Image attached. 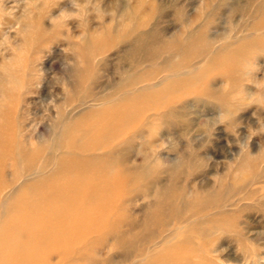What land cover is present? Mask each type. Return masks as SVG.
Returning a JSON list of instances; mask_svg holds the SVG:
<instances>
[{
    "label": "rangeland",
    "instance_id": "374dc122",
    "mask_svg": "<svg viewBox=\"0 0 264 264\" xmlns=\"http://www.w3.org/2000/svg\"><path fill=\"white\" fill-rule=\"evenodd\" d=\"M263 13L264 0H0V105L26 152L42 148L6 163L0 264H264ZM53 142V201L27 231L18 204Z\"/></svg>",
    "mask_w": 264,
    "mask_h": 264
},
{
    "label": "bare ground",
    "instance_id": "6f19581e",
    "mask_svg": "<svg viewBox=\"0 0 264 264\" xmlns=\"http://www.w3.org/2000/svg\"><path fill=\"white\" fill-rule=\"evenodd\" d=\"M167 1V0H166ZM172 1V0H171ZM224 1V0H223ZM232 2V1H231ZM164 3V2H163ZM180 4V3H179ZM224 5V4H223ZM226 5V4H225ZM233 5H235V4H233ZM249 5V4H248ZM261 6V5H260ZM215 7V6H214ZM243 7V6H242ZM231 8V7H230ZM160 9V8H159ZM233 9V8H232ZM228 10V9H227ZM248 10V9H247ZM173 11V10H172ZM213 11V10H212ZM229 12V11H228ZM255 12V11H254ZM170 13H172V12H170ZM175 13V12H174ZM211 13V12H210ZM167 14V13H166ZM182 14V13H181ZM264 14V13H263ZM165 15V14H164ZM171 15V14H170ZM204 15V14H203ZM246 15V14H245ZM180 16V15H179ZM183 17H184V15H182ZM249 16V15H248ZM259 17V16H258ZM263 17V16H262ZM251 18V17H250ZM183 19V18H182ZM187 19V18H186ZM256 20V19H255ZM185 21V20H184ZM257 21H258V18H257ZM158 22H160V21H158ZM262 22H264V21H262ZM180 24V23H179ZM178 24V25H179ZM151 26V25H150ZM149 26V27H150ZM180 26V25H179ZM264 26V25H263ZM234 27V26H233ZM233 27H232V29H233ZM210 28V27H209ZM191 29V28H190ZM250 29V28H249ZM210 30V29H209ZM137 31V30H136ZM139 31V30H138ZM238 31V30H237ZM259 32V31H258ZM136 33V32H135ZM184 33V32H183ZM183 33L181 34V35H183ZM229 33V32H228ZM231 33H232V31H231ZM199 34H201V33H199ZM230 34V33H229ZM218 35V34H217ZM216 34H215V36H217ZM227 35V34H226ZM202 36V35H201ZM214 36V35H213ZM229 36V35H228ZM180 37V36H179ZM205 37V36H204ZM223 37V36H222ZM165 38V37H164ZM167 38V37H166ZM211 38H213V37H211ZM155 39H157V38H155ZM162 39H163V37H162ZM217 39V38H216ZM223 39H225V37L223 38ZM221 40V39H220ZM97 42V41H96ZM208 42V41H207ZM245 42H247V41H245ZM106 43V42H105ZM209 43V42H208ZM211 43H212V41H211ZM210 43V44H211ZM218 43V42H217ZM248 43V42H247ZM118 44H120V43H118ZM153 44V43H152ZM151 44V45H152ZM178 44H180V43H178ZM254 44V43H253ZM100 45V44H99ZM127 45H129V44H127ZM156 45V44H155ZM154 45V46H155ZM97 46V45H96ZM101 46V45H100ZM105 46V45H104ZM171 46V45H170ZM255 46V45H254ZM89 47V46H88ZM110 46H108V48H109ZM146 47V46H145ZM187 47V46H186ZM247 47V46H246ZM93 48H95V47H93ZM98 48V47H97ZM105 48H107V46L105 47ZM111 48V47H110ZM143 48H144V46H143ZM155 48V47H154ZM258 48V47H257ZM85 49H87V48H85ZM89 49V48H88ZM122 49V48H121ZM131 49V48H130ZM189 49V48H188ZM192 49H194V48H192ZM94 50V49H93ZM98 50H101V48L100 49H98ZM103 50V49H102ZM127 50H129V49H127ZM146 50V49H145ZM145 50H143V52H145ZM206 51L208 50V49H205ZM106 51V50H105ZM148 51V50H147ZM189 51H191V53H192V50H189ZM187 52V53H190V52ZM202 51V50H201ZM3 52V51H2ZM101 52V51H100ZM115 52V51H114ZM142 52V53H143ZM238 52V51H237ZM88 53V52H87ZM96 53V52H95ZM94 53V54H95ZM99 53V52H98ZM132 53V52H131ZM199 53L200 52H198V54H197V56L196 57H198V55H199ZM105 54V53H104ZM126 54V53H125ZM135 54V53H134ZM183 54V53H182ZM193 54V53H192ZM228 54V53H227ZM226 54V55H227ZM246 54V53H245ZM101 55V54H100ZM116 55V54H115ZM145 55V54H144ZM161 55V54H160ZM184 55V54H183ZM187 55V54H186ZM186 55H184V57L186 56ZM89 56V55H88ZM97 56V55H96ZM117 56H119V55H117ZM123 56V55H122ZM139 56H142L141 55V53H140V55ZM146 56V55H145ZM191 56V55H190ZM228 56V55H227ZM242 56V55H241ZM104 57V56H103ZM144 57V56H143ZM176 57V56H175ZM174 57V58H175ZM251 57V56H250ZM101 58V57H100ZM99 58V59H100ZM115 58V57H114ZM126 58V57H125ZM173 58V59H174ZM177 58H179V57H177ZM224 58V57H223ZM232 58V57H231ZM184 59V58H183ZM186 59H187V57H186ZM101 60V59H100ZM119 60V59H118ZM178 60V59H177ZM220 60V59H219ZM226 60H228V59H226ZM229 60H230V58H229ZM238 60V59H237ZM245 60V59H244ZM110 61V60H109ZM124 60H122V62H123ZM183 60H180L179 62H177V63H179V64H181V62H182ZM187 61H188V59H187ZM223 61L225 62V60L223 59ZM100 62V61H99ZM117 62V61H116ZM131 62V61H130ZM230 62H232V61H230ZM230 62H228L227 61V63H229L230 64ZM237 62V61H236ZM242 62V61H241ZM110 63V62H109ZM115 63V62H114ZM127 63V62H126ZM134 63V62H133ZM135 63H136V61H135ZM147 63V62H146ZM172 64H173V66H175L174 65V63L173 62H171ZM170 63V64H171ZM232 63H234V62H232ZM98 64V63H97ZM178 64V65H179ZM218 64H219V62H218ZM4 65V64H3ZM108 65V64H107ZM110 65V64H109ZM117 65V64H116ZM121 65V64H120ZM126 65V64H125ZM132 65V64H131ZM169 65V64H168ZM220 65H221V63H220ZM223 65V64H222ZM221 65V66H222ZM231 65V64H230ZM235 65V64H234ZM248 65V64H247ZM247 65H245V66H247ZM122 66H123V64H122ZM4 67H5V69H4ZM103 67V66H102ZM131 67V66H130ZM212 67V66H211ZM220 67V66H219ZM228 67V66H227ZM243 67V66H242ZM6 68H7V66L6 65H4V66H2V67H0V73H4V71L6 70ZM86 68V67H85ZM113 68V67H112ZM132 68V67H131ZM221 68V67H220ZM226 68V67H225ZM167 69H169V68H167ZM212 69V68H211ZM107 70V69H106ZM215 70H217V69H215ZM247 70V69H246ZM252 70V69H251ZM118 71H121V70H118ZM132 71V70H131ZM130 71V72H131ZM231 71V70H230ZM248 71V70H247ZM100 72V71H99ZM98 72V73H99ZM117 72V71H116ZM229 72V71H228ZM109 73V72H108ZM206 73V72H205ZM223 73H225L224 71H223ZM232 73V72H231ZM251 73V72H250ZM145 74V73H144ZM204 74V73H203ZM246 74H247V72H246ZM253 74V73H252ZM114 75H116V74H114ZM205 75V74H204ZM216 75H220V74H216ZM240 75V74H239ZM3 76V75H2ZM124 76V75H123ZM195 76L198 78V80H200V78L198 77L199 75H197V74H195ZM194 76V77H195ZM215 76V75H214ZM241 76V75H240ZM251 75H249V77H250ZM143 77H145V76H143ZM190 77H192V76H190ZM201 77V76H200ZM228 77H229V74H228ZM140 78H142V77H140ZM189 77H186V79H188ZM193 78V77H192ZM192 78H190V79H192ZM197 78L195 79V80H197ZM251 78V77H250ZM118 79V78H117ZM134 80V79H133ZM143 80V79H142ZM162 80V79H161ZM226 80H227V78H226ZM105 81V80H104ZM135 81V80H134ZM182 82H183V80H181ZM188 81H191V80H188ZM232 81V80H231ZM173 82H176V81H174L173 80ZM184 82H186V81H184ZM211 82V81H210ZM213 82V81H212ZM226 82V81H225ZM228 82H230V81H228ZM227 82V83H228ZM3 83H4V79H3V77L2 78H0V94H3V93H5V92H7V90L5 89V87H3ZM102 83H104V82H102ZM112 83H114V82H112ZM131 83V82H130ZM138 83V82H137ZM169 83V82H168ZM179 83V82H178ZM193 82H191V84H188V86H190V85H193L192 84ZM195 83V82H194ZM198 83V82H197ZM215 83V82H214ZM214 83H212V84H214ZM233 83V82H232ZM239 83V82H238ZM196 84V83H195ZM236 84V83H235ZM131 85V84H130ZM182 85H184V84H182ZM211 85V84H210ZM231 85V84H230ZM101 86H102V84H101ZM124 86V85H123ZM212 86V85H211ZM214 86V85H213ZM236 86V85H235ZM183 87V86H182ZM191 87V86H190ZM219 87V86H218ZM234 87V86H233ZM123 88V87H122ZM164 88H166V87H164ZM185 88H186V85H185ZM214 88V87H213ZM240 88V87H239ZM101 89V88H100ZM120 89V88H119ZM157 89V88H156ZM161 89H163L162 87H161ZM225 89V88H224ZM248 89V88H247ZM159 90V89H158ZM165 90H167V89H165ZM170 90V89H169ZM168 90V91H169ZM221 90V89H220ZM157 91V90H156ZM164 90H162V92H163ZM215 91V90H214ZM241 91H242V89H241ZM70 92H71V90H70ZM145 92H147V91H144L143 93H145ZM150 92H154V91H150ZM158 92H160V91H158ZM162 92H160V95H161V93ZM175 92V91H174ZM189 92H191V91H189ZM249 92V91H248ZM247 92V93H248ZM141 94V93H140ZM150 93L148 92L147 94L145 93L144 95H145V97H146V99L145 100H148V98H149V96H148V98H147V95H149ZM168 94V93H167ZM190 94H192V93H190ZM240 94H241V92H240ZM153 95H155V94H153ZM238 95V94H237ZM142 96H143V94H142ZM156 96V95H155ZM240 96V95H239ZM249 96H251V92L249 93ZM137 97H138V94H137ZM158 97V96H157ZM162 97V96H161ZM160 97V98H161ZM230 97V96H229ZM252 97V96H251ZM98 98V97H97ZM140 98V97H139ZM227 98H228V96H227ZM129 99V98H128ZM133 99H136V98H133ZM150 99H152V98H150ZM158 99V98H157ZM156 99V100H157ZM122 100V99H121ZM124 100V99H123ZM136 100H138V99H136ZM145 100H142L143 102L145 101ZM153 100V99H152ZM200 100V99H199ZM226 100V99H225ZM256 100V99H255ZM125 101H126V99H125ZM142 101H140V102H142ZM149 101V100H148ZM148 101H145L143 104H145L146 102H148ZM215 101H216V99H215ZM1 102V101H0ZM11 102V101H10ZM158 102V101H157ZM16 103V102H15ZM196 103H197V100H196ZM213 103V102H212ZM63 104V103H62ZM113 104V103H112ZM111 104V105H112ZM118 104H123V102L122 103H119L118 102ZM133 104H135V103H133ZM133 104H132V107H133ZM137 104V103H136ZM155 104L156 103H153V105L155 106ZM191 104V103H190ZM221 104V103H220ZM9 105V103L7 104V105H4L3 106V109H2V106L0 105V120H8V123L6 122L4 125H2V124H0V194H2L3 192H5V190L7 189V185L8 184H6V182L4 181V174H5V171H6V163H7V161L9 160V158H11V160H14L15 162H18V160L20 161V160H23V159H31L32 160V158L34 159V158H37V157H39V154H41V149H36L35 151H33V152H31V153H29V152H26L27 150H25L24 148H23V145H21L20 144V142H18L17 141V138H18V131H17V133L15 132V129L12 131L11 129L13 128H11V126H8V125H6V124H10V125H15V128H16V130H17V127H16V124H15V118L17 117L16 115H15V113L14 114H10V113H7V106ZM146 105V104H145ZM194 106L196 105L195 103L193 104ZM199 105V104H198ZM9 106H11V105H9ZM13 106V105H12ZM63 106V105H62ZM114 106V105H113ZM187 106V105H186ZM136 107L138 108V104L136 105ZM160 107V106H159ZM193 107V106H192ZM212 107V106H211ZM57 108V107H56ZM172 108V107H171ZM189 108V107H188ZM218 108V107H217ZM220 108V107H219ZM218 108V109H219ZM14 109V108H13ZM120 109V108H119ZM130 109V108H129ZM129 109H128V112H130L131 111V109H130V111H129ZM141 109V108H140ZM186 109V108H185ZM192 109H194V108H192ZM196 109L197 108H195L194 110L196 111ZM132 110H134V108L132 109ZM213 110V109H212ZM220 110V109H219ZM225 110V109H224ZM239 110V109H238ZM123 111V110H122ZM145 111H147V110H145ZM203 111V110H202ZM214 111V110H213ZM221 111V110H220ZM124 112V111H123ZM127 112V111H126ZM134 112V111H133ZM144 112V111H143ZM176 112H178V111H176ZM201 112V111H200ZM224 112H226V111H224ZM125 113V112H124ZM123 113V116H127V113L126 114H124ZM139 113H140V111H139ZM172 113V112H171ZM215 113H217V112H215ZM220 114V113H219ZM175 115V114H174ZM174 115H172V116H174ZM226 116H227V114H225ZM224 115V116H225ZM231 115H233V114H231ZM132 116V115H131ZM180 116V115H179ZM200 117V115H197V117ZM204 116V115H203ZM207 116V115H206ZM225 116V117H226ZM175 117V116H174ZM184 117H186V116H184ZM228 117V116H227ZM122 118V117H121ZM124 118V117H123ZM181 118H183L182 117V115H181ZM189 118V117H188ZM229 118H230V116H229ZM119 119V118H118ZM127 119H129V118H127ZM131 119H132V117H131ZM131 119H129V120H131ZM155 119V118H154ZM160 119H161V117H160ZM208 119V118H207ZM206 119V121H208ZM232 119V118H231ZM170 120V119H169ZM184 120H186V119H184ZM197 120H198V118H197ZM10 121H11V123H10ZM122 121V120H121ZM133 121V120H132ZM174 121V120H173ZM116 122V125H117V121H115ZM120 122V121H119ZM166 122V121H165ZM176 122V121H175ZM174 122V123H175ZM187 122V121H186ZM186 122H184L185 124H187ZM189 122V121H188ZM197 122V121H196ZM211 122V121H210ZM228 124H229V121L227 122ZM235 123H237V122H235ZM127 124H130V122H128ZM164 124V123H163ZM214 124V123H213ZM116 125L114 126V128H116ZM119 125V124H118ZM188 126H189V123L187 124ZM198 125V124H197ZM124 126V125H123ZM159 126V125H158ZM175 126H176V124H175ZM215 126V125H214ZM120 127V126H119ZM119 127H117V129L119 128ZM160 127H162V126H160ZM194 127V126H193ZM193 127H191V128H193ZM206 127H209V126H207L206 125ZM238 127V126H237ZM175 128V127H174ZM184 128H186L185 126H184ZM120 129V128H119ZM121 129H122V127H121ZM157 129V128H156ZM169 129V128H168ZM187 129V128H186ZM188 129H190V128H188ZM187 129V130H188ZM195 129V128H194ZM209 129V128H208ZM24 130V129H23ZM111 130H112V128H110L109 130H107V131H110L111 132ZM186 130V131H187ZM191 130V129H190ZM217 130H219V128L217 129ZM165 131V130H164ZM168 131V130H167ZM172 131V130H171ZM197 131V130H196ZM204 132H205V130H203ZM238 131V130H237ZM64 133H63V135H65V134H67L68 135V133H69V131H68V129L66 128L64 131H63ZM110 132H108V133H110ZM181 133H182V131H180ZM179 131H178V133H180ZM190 131L188 130V133H189ZM203 132V133H204ZM231 132V131H230ZM20 133H21V131H20ZM116 133V132H115ZM122 133H123V131H122ZM193 133V132H192ZM200 133V132H199ZM140 134V133H139ZM164 134V133H163ZM166 134V133H165ZM191 134V133H190ZM193 134H195V132L193 133ZM198 134V133H197ZM213 134V133H212ZM241 135V134H240ZM51 136V135H50ZM139 136V135H138ZM140 136H141V134H140ZM176 136V135H175ZM188 136V135H187ZM199 136H201V135H199ZM227 136V135H226ZM23 137V136H22ZM142 137V136H141ZM192 137V136H191ZM204 137V136H203ZM221 137V136H220ZM230 137V136H229ZM136 138V137H135ZM140 138V137H139ZM176 138V137H175ZM195 138V137H194ZM201 138V137H200ZM226 138V137H225ZM231 138V137H230ZM229 138V139H230ZM20 139V138H19ZM24 139V138H23ZM191 139V138H190ZM219 139V138H218ZM227 139V138H226ZM245 139V138H244ZM27 140V139H26ZM130 140V139H129ZM174 140V139H173ZM176 140H178L177 138H176ZM20 141V140H19ZM29 141V140H28ZM128 141V140H127ZM197 141H199V140H197ZM206 141V140H205ZM220 141V140H219ZM30 142V141H29ZM105 142V141H104ZM192 142V141H191ZM222 142V141H221ZM236 142V141H235ZM241 142V141H240ZM33 143V142H32ZM103 143V142H102ZM122 143V142H121ZM225 143V142H224ZM227 143H228V141H227ZM248 143V142H247ZM41 144V143H40ZM123 144V143H122ZM124 144H125V141H124ZM201 144V143H200ZM220 144H222V143H220ZM231 144V143H230ZM229 144V145H230ZM241 144H243V143H241ZM54 145H56V142H53V144L52 145H50L49 146V154H48V156H47V159H48V165H47V169H49V173H47L48 174V176L47 177H45L44 179H43V181H40V182H38V184L36 185H32V186H29V187H26L25 188V191L22 193L23 195L26 193V195H27V197L28 196H30L29 198L31 199L30 201H28V199L25 201V203H21V204H18L20 207H19V212H20V217L18 218V220H19V225L21 226L22 225V227L24 228V229H26L27 231H33V230H31V229H34L35 230V228L37 227V225H38V223H39V221H40V219H41V215H42V213L44 212H41L42 211V209L40 208V206H41V202L43 201V199H47V201H48V203H52V201H53V192H54V186H55V169H54V167H53V164H56V163H53V159H54ZM75 145V144H74ZM181 145V144H180ZM225 145H227V144H225ZM245 145V144H244ZM26 146V145H25ZM41 146V145H40ZM264 146V145H263ZM175 147V146H174ZM189 147V146H188ZM187 147V148H188ZM247 147V146H246ZM34 148V147H33ZM33 148H31V149H33ZM57 148V147H56ZM126 148H128V147H126ZM125 148V149H126ZM202 148V147H201ZM227 148V147H226ZM62 149H64V148H62ZM72 149V148H71ZM185 149H186V147H185ZM200 149V148H199ZM237 149V148H236ZM263 149V148H262ZM96 150H99V149H96ZM129 150V149H128ZM188 150V149H187ZM192 150H193V148H192ZM201 150V149H200ZM246 150V149H245ZM30 151V150H29ZM79 151V150H78ZM126 151V150H125ZM171 151V150H170ZM173 151V150H172ZM189 151V150H188ZM220 151V150H219ZM230 151V150H229ZM43 152V151H42ZM121 152H122V150H121ZM178 152V151H177ZM176 152V153H177ZM181 152H185V154H186V151H181ZM209 152V151H208ZM218 152V151H217ZM125 153V152H124ZM221 153V152H220ZM228 153V152H227ZM250 153V152H249ZM260 153V152H259ZM43 154V153H42ZM59 154V153H58ZM122 154V153H121ZM128 154V153H127ZM127 154H124V155H127ZM184 154V155H185ZM201 154V153H200ZM219 154V153H218ZM73 155V154H72ZM116 155H117V152H116ZM119 155H120V153H119ZM210 155V154H209ZM246 155V154H245ZM260 155H261V153H260ZM263 155V154H262ZM60 156V155H59ZM58 156V157H59ZM66 156H67V158H68V155L66 154ZM122 156V155H121ZM120 156V157H121ZM176 156V155H175ZM221 156V155H220ZM228 156H230V154L228 155ZM178 157V156H177ZM176 157V158H177ZM232 157V156H231ZM237 157V156H236ZM70 158V157H69ZM68 158V159H69ZM82 158V157H81ZM111 158V157H110ZM179 158V157H178ZM200 158V157H199ZM216 158V157H215ZM46 159V158H45ZM59 159H61V158H59ZM99 159H100V157H99ZM99 159H96V160H99ZM114 159V158H113ZM116 159V158H115ZM195 159V158H194ZM44 160V159H43ZM43 160H42V162H43ZM64 160H66L65 159V157H64ZM147 160V159H146ZM200 160H201V158H200ZM206 160V159H205ZM240 160V159H239ZM58 161V160H57ZM56 161V162H57ZM94 162H95V160H93ZM92 161V162H93ZM243 161V160H242ZM9 162V161H8ZM34 162V161H33ZM37 162H39V161H37ZM99 162V161H98ZM114 162V161H113ZM204 162H206V161H204ZM64 163H66V162H64ZM147 163V162H146ZM192 163V162H191ZM9 164V163H8ZM22 164V163H21ZM35 164V163H34ZM37 164V163H36ZM112 164V163H111ZM153 164V163H152ZM175 164V163H174ZM10 165V164H9ZM42 165V164H41ZM82 165V164H81ZM154 165V164H153ZM152 165V166H153ZM159 165V164H158ZM171 165V164H170ZM172 165H173V163H172ZM171 165V166H172ZM135 166V164L133 165V167ZM160 166V165H159ZM171 166H169V168L168 169H170L171 168ZM178 167L179 165H175V167ZM196 166V165H195ZM237 166V165H236ZM22 167V166H21ZM150 167H151V165H150ZM149 167V168H150ZM173 167H174V165H173ZM176 167V168H177ZM198 167V166H197ZM205 167V166H204ZM11 168V167H10ZM9 168V169H10ZM87 168V167H86ZM138 168V167H137ZM175 168V169H176ZM186 168V167H185ZM261 168V167H260ZM145 169V168H144ZM153 169V168H152ZM156 169H157V167H156ZM167 169V170H168ZM22 170V169H21ZM59 170V169H58ZM134 170H135V168H134ZM15 171V170H14ZM146 171V170H145ZM174 171V170H173ZM258 171V170H257ZM22 172V171H21ZM165 172V171H164ZM167 172H169V171H167ZM185 171H183V173H184ZM142 173V172H141ZM144 173L145 172H143L142 174L144 175ZM170 173H172V172H170ZM7 174V173H6ZM10 174V173H9ZM138 174V173H137ZM169 174V173H168ZM45 175V174H44ZM141 175V174H140ZM162 175V174H161ZM14 176H15V173H14ZM16 177V176H15ZM13 178V177H12ZM19 178V180H20V177H18ZM40 178V177H39ZM145 178V177H144ZM180 178V177H179ZM38 179V178H37ZM160 179V178H159ZM159 179H158V181H159ZM162 180V179H161ZM182 181H183V179H182ZM150 183H152V182H150ZM155 183V182H154ZM154 183H152V184H154ZM164 183V182H163ZM179 183V182H178ZM182 183V182H181ZM247 183V182H246ZM158 184V183H157ZM146 185V184H145ZM178 185V184H177ZM247 185V184H246ZM263 185V184H262ZM45 186V187H44ZM160 186V185H159ZM163 186V185H162ZM178 186H180V185H178ZM251 186V185H250ZM258 186V185H257ZM9 187V186H8ZM44 187V188H43ZM154 187V186H153ZM165 187V186H164ZM254 187V186H253ZM260 187V186H259ZM149 188H151V187H149ZM41 189V190H40ZM152 189V188H151ZM150 189V190H151ZM159 189H160V187H159ZM156 190V189H155ZM199 190H201V189H199ZM151 192V191H150ZM223 192V191H222ZM153 193V192H152ZM159 193H161V192H159ZM145 194V193H144ZM207 194V193H206ZM205 194V195H206ZM234 194V193H233ZM243 194V193H242ZM10 195V194H9ZM8 195V196H9ZM214 195V194H213ZM224 195V194H223ZM78 196V195H77ZM156 196V195H155ZM159 196V195H158ZM161 197H162V195H160ZM225 196H227V194L225 195ZM244 196V195H243ZM217 197V196H216ZM230 197V196H229ZM2 198H6V196H5V194L3 195V197ZM77 198V197H76ZM79 198V197H78ZM111 198V197H110ZM160 198V197H159ZM221 198H222V196H221ZM263 198V197H262ZM144 199V198H143ZM200 199V198H199ZM228 199V198H227ZM259 199V198H258ZM151 200H153V198L151 199ZM225 200V199H224ZM242 200V199H241ZM260 200V199H259ZM20 201H18V203H19ZM226 202V201H225ZM238 202V201H237ZM81 203V202H80ZM147 203H149V202H147ZM172 203V202H171ZM236 203V202H235ZM244 203V202H243ZM66 204V203H65ZM206 204V203H205ZM233 204V203H232ZM64 205V204H63ZM80 205H82V204H80ZM109 206H110V204H108ZM208 205V204H207ZM61 206H62V204H61ZM144 206V205H143ZM142 206V207H143ZM148 206V205H147ZM150 206V205H149ZM15 208H17V206L15 205L14 206ZM66 207H67V205H66ZM153 207V206H152ZM186 207V206H185ZM230 207V206H229ZM209 208V207H208ZM223 208V207H222ZM63 209V208H62ZM85 209V208H84ZM163 209V208H162ZM72 210V209H71ZM86 210V209H85ZM143 210V209H142ZM206 210V209H205ZM216 210V209H215ZM125 211V210H124ZM176 211V210H175ZM57 212V211H56ZM103 212V211H102ZM105 212V211H104ZM152 212V211H151ZM166 212V211H165ZM106 213V212H105ZM162 213H164V212H162ZM197 213V212H196ZM232 213V212H231ZM250 213V212H249ZM58 214V213H57ZM1 215V214H0ZM219 215V214H218ZM47 216V215H46ZM262 216V215H261ZM69 218V217H68ZM201 218V217H200ZM236 218V217H235ZM76 219H78V218H76ZM248 219V218H247ZM17 220V221H18ZM54 220V219H53ZM55 220H57V219H55ZM72 220V219H71ZM161 220V219H160ZM249 220V219H248ZM49 221H51V220H49ZM70 221V220H69ZM190 222V221H189ZM233 222H235V221H233ZM49 223H51V222H49ZM53 223V222H52ZM68 223V222H67ZM58 224V223H57ZM59 224H60V222H59ZM64 224V223H63ZM135 224V223H134ZM144 224H145V222H144ZM170 224V223H169ZM241 224V223H240ZM48 225V224H47ZM51 225V224H50ZM61 225V224H60ZM168 225V224H167ZM182 225V224H181ZM184 225V224H183ZM46 226V225H45ZM170 226V225H169ZM58 227H60V226H58ZM61 227H63V225L61 226ZM60 227V228H61ZM64 227H65V225H64ZM49 228V227H48ZM47 227H46V229H48ZM75 228V227H74ZM124 228V227H123ZM134 228V227H133ZM132 228V229H133ZM52 229V228H51ZM55 229V228H54ZM55 230H59V229H55ZM55 230H54V232H55ZM63 230V229H62ZM65 230V229H64ZM125 230H127V229H125ZM173 230V229H172ZM249 230V229H248ZM49 231V230H48ZM150 231V230H149ZM175 231V230H174ZM250 231V230H249ZM51 232V231H50ZM53 232V233H54ZM64 232V231H63ZM42 233V232H41ZM84 233V232H83ZM117 233V232H116ZM115 233V234H116ZM75 234V233H74ZM246 234V233H245ZM41 235V234H40ZM66 235V234H65ZM82 235H84V234H82ZM123 235V234H122ZM128 235V234H127ZM130 236H131V234H129ZM128 235V236H129ZM62 236V235H61ZM117 236H120V235H117ZM135 236V235H134ZM51 237V236H50ZM44 238H46V237H44ZM60 238V237H59ZM83 238H85V237H83ZM119 238V237H118ZM153 239V238H152ZM56 240V239H55ZM60 240V239H59ZM66 240V239H65ZM65 240H63V241H65ZM195 240V239H194ZM191 241H193V240H191ZM57 242V241H56ZM58 242H60V241H58ZM109 242V241H108ZM118 242H120V241H118ZM127 242V241H126ZM195 242V241H194ZM236 242V241H235ZM62 243V242H61ZM198 243V242H197ZM237 243V242H236ZM64 244V243H63ZM94 244V243H93ZM199 244V243H198ZM58 245V244H57ZM108 245V244H107ZM261 245V244H260ZM109 246V245H108ZM159 246V245H158ZM162 246V245H161ZM174 246V245H173ZM187 246V245H186ZM241 246V245H240ZM245 246V245H244ZM70 247V246H69ZM227 247V246H226ZM218 248V247H217ZM239 248V247H238ZM245 248V247H244ZM99 249V248H98ZM191 249V248H190ZM198 249V248H197ZM197 249H195V250H197ZM242 249V248H241ZM245 249H247V248H245ZM252 249V248H251ZM179 250V249H178ZM194 250V249H193ZM192 250V251H193ZM222 250V249H221ZM236 250V249H235ZM182 251V250H181ZM216 251V249L214 250V252ZM241 251V250H240ZM147 252V251H146ZM183 252V251H182ZM218 252V251H217ZM235 252V251H234ZM248 253V252H247ZM227 254V253H226ZM201 255V254H200ZM239 255H242V254H239ZM248 255H250L251 256V254H249L248 253ZM144 256V255H143ZM226 256V255H225ZM243 256H244V254H243ZM258 256V255H257ZM146 257V256H145ZM233 257V256H232ZM237 257H239V256H237ZM252 257H254V256H252ZM261 257H262V255H261ZM261 257H259V258H261ZM223 258H225V257H223ZM242 258V257H241ZM250 258V257H249ZM204 259V258H203ZM229 259H233V258H229ZM236 259V258H235ZM238 259V258H237ZM244 259H246V258H244ZM263 259V258H262ZM14 260V259H13ZM205 260V259H204ZM227 260H228V258H227ZM242 260V259H241ZM240 260V261H241ZM30 261V260H29ZM116 261V260H115ZM119 261V260H118ZM121 261V260H120ZM224 261V260H223ZM238 261V260H237ZM228 262H229V260H228ZM227 262V263H228ZM250 262H252V260L250 261ZM261 262V261H260ZM226 263V264H227ZM259 263V262H258ZM262 263V262H261ZM236 264H238V263H236ZM260 264V263H259Z\"/></svg>",
    "mask_w": 264,
    "mask_h": 264
},
{
    "label": "clouds",
    "instance_id": "9594fccd",
    "mask_svg": "<svg viewBox=\"0 0 264 264\" xmlns=\"http://www.w3.org/2000/svg\"><path fill=\"white\" fill-rule=\"evenodd\" d=\"M255 99L257 103L264 104V93H260Z\"/></svg>",
    "mask_w": 264,
    "mask_h": 264
}]
</instances>
